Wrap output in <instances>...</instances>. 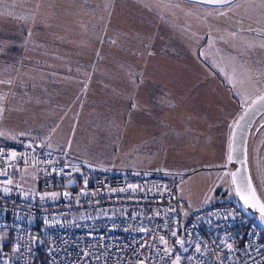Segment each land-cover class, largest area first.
<instances>
[{
    "label": "rangeland",
    "instance_id": "374dc122",
    "mask_svg": "<svg viewBox=\"0 0 264 264\" xmlns=\"http://www.w3.org/2000/svg\"><path fill=\"white\" fill-rule=\"evenodd\" d=\"M26 1L32 12L26 32L21 26L12 29L0 22V144H4L3 137L17 133L39 140L47 151L60 154L66 150L97 168L165 173L173 194L192 207L234 199L230 177L234 164L225 160L223 152L228 151L232 126L240 113L264 91V0H236L223 7L183 0ZM43 19L48 27L41 24ZM157 25L164 30H157ZM5 37L10 43L7 49L2 46ZM161 38L169 42L157 44ZM37 40L45 42L54 55L37 58ZM154 50L167 51L154 54ZM116 58H156L161 73L168 77V103L173 105L167 115L172 125L165 137L169 140L151 145L149 152L143 143L120 132L133 129L134 110L139 106L130 104L131 92L119 91L115 74L104 73V66L116 65ZM167 58L184 62L172 63ZM29 66L34 71L29 72ZM71 67L84 69L78 89L74 83L71 90L65 87V79L76 70ZM209 71L218 86L211 81L205 84ZM46 72L53 73L56 86H62L60 94L44 98L41 105L36 99L28 101L26 94L32 89L27 84L42 85ZM24 74L26 83L30 82L19 89L15 87L18 76L24 78ZM42 86L40 93L47 95L49 89ZM219 99H231L233 105L225 110ZM142 111L139 121L148 125L150 115ZM215 115L220 122L214 123ZM235 117L225 135L227 121ZM32 130L37 133L28 136ZM151 138L160 142L163 136ZM251 159L257 162V153ZM12 175V182L32 187L31 169H12ZM255 185L264 199V184L255 180ZM252 216L264 229V218ZM36 242H41L39 236ZM171 264H185L182 252Z\"/></svg>",
    "mask_w": 264,
    "mask_h": 264
},
{
    "label": "built area",
    "instance_id": "2783aa9c",
    "mask_svg": "<svg viewBox=\"0 0 264 264\" xmlns=\"http://www.w3.org/2000/svg\"><path fill=\"white\" fill-rule=\"evenodd\" d=\"M20 168L31 188L7 183ZM0 173V264H171L177 250L185 264H264V229L236 199L189 206L165 173L97 168L28 138L0 144Z\"/></svg>",
    "mask_w": 264,
    "mask_h": 264
},
{
    "label": "crops",
    "instance_id": "0c3cea01",
    "mask_svg": "<svg viewBox=\"0 0 264 264\" xmlns=\"http://www.w3.org/2000/svg\"><path fill=\"white\" fill-rule=\"evenodd\" d=\"M28 3L29 2L26 1L25 4L24 0H0V22L4 21L5 24L10 26L12 29H14L17 26H21L22 28H24V31L26 32L28 29V14L32 13L28 7L29 6ZM23 6L26 7L24 8ZM43 20L44 21L41 22V24L47 26L45 19ZM172 20L175 19L172 18ZM179 22L183 23L182 20H179ZM157 30L163 31L164 28L161 27L160 25H157ZM46 35H44L43 38H45ZM20 37L22 39L23 35L21 34ZM5 40H9V38L5 37L2 45L4 48L7 49V46H9L10 43ZM168 42L169 39H165V38H161V40L159 39L157 40V44L164 45L167 44ZM44 43L38 42L37 40V45L39 47L37 58H50V56L54 55L55 53V51L49 50L48 48L49 46H45ZM18 46H20V42H18ZM151 51H153V49H151ZM166 51L167 50H154V54L165 53ZM116 59H117L116 65L104 66V71H105L104 73L111 75L115 74L116 75L115 82H117V87L119 91L124 94L125 93L129 94V92H131L130 95L132 96L133 94L134 100L130 101V104L131 105L135 104V108L139 106L138 111L136 109L134 110L135 111L134 114L136 115L134 119L136 120V122L132 124L133 129L127 132L125 131V129H123L120 132L123 137L132 140L135 143H143L142 144L143 149L149 152L151 150L150 147L151 145L167 142L169 140L168 137L166 138L167 140L165 139V137L167 136V129L170 130V127H172V125L167 115H169V112L173 110L172 109L173 105L168 103L169 93H170L169 88H167L168 77L165 76V74L161 73L160 70L161 66L157 65V63L160 61H158L156 58H148V59L116 58ZM167 59L170 60L172 63H175V61L178 64L184 62L183 58H167ZM40 61L44 62L43 60ZM110 63H114V61H111ZM73 68L76 69L74 72L78 71V68L75 67ZM73 68L71 67V70H74ZM69 69L70 67H68V70ZM208 74L209 76L205 79L207 80L205 84L209 85V82L211 81L212 84L218 86L219 84L218 82H216L215 76L212 75L211 72ZM128 79H129V83H126V80ZM223 84L225 85V83ZM218 101H220V99ZM231 102H232L231 99L230 101L226 99L220 101V103H222L221 105L224 107L225 110H229L228 107L233 105L231 104ZM215 105H219V104H215ZM140 110H143L142 112L145 113L146 115H148L149 113L150 116L147 117L148 125L144 123H140L139 121ZM214 117H215L214 123L221 121L220 116L215 115ZM204 118L205 117H203V119ZM236 118L237 117H235L234 119H229L227 121L228 125L225 124L226 125L225 135L229 134V130H230L229 124L232 123L234 120H236ZM199 119L201 118L199 117ZM207 122H210V120H208ZM216 126L219 127V123ZM221 132H224V130H221ZM153 135L156 136L161 135L163 136V139H161L160 142L154 141L151 138ZM223 156H226L225 160L227 161V159L229 158V148L227 152H223ZM141 158L143 157H140V160H142ZM117 171H131V170L129 169V170H117ZM134 171H140V170H134Z\"/></svg>",
    "mask_w": 264,
    "mask_h": 264
},
{
    "label": "water",
    "instance_id": "95a60500",
    "mask_svg": "<svg viewBox=\"0 0 264 264\" xmlns=\"http://www.w3.org/2000/svg\"><path fill=\"white\" fill-rule=\"evenodd\" d=\"M191 3L201 4L210 7H223L232 4L236 0H227L226 3H209L208 0H183ZM264 96V91L252 100L240 113L237 120L232 126L229 143V159L230 163H233V169L230 170L231 183L234 192V199H236L248 212L254 215H260L259 205L256 207H249L245 204L241 196L248 199L249 204L255 203L256 200L260 204H264L259 196L255 184L250 172L249 160H248V142L251 130L254 126L256 119L264 113V101H261L259 97ZM255 101V103H253ZM264 124V121L260 124ZM37 146L40 143H35ZM235 178V183L233 182ZM249 185L248 190H241V185ZM240 190V194L237 191ZM253 192L255 193V200L253 199ZM261 216V215H260ZM35 235V232H34ZM35 237H33V241ZM35 253H33V256Z\"/></svg>",
    "mask_w": 264,
    "mask_h": 264
},
{
    "label": "trees",
    "instance_id": "16d2710c",
    "mask_svg": "<svg viewBox=\"0 0 264 264\" xmlns=\"http://www.w3.org/2000/svg\"><path fill=\"white\" fill-rule=\"evenodd\" d=\"M13 64V63H12ZM47 64V63H46ZM14 65V64H13ZM19 65V64H18ZM34 66V65H33ZM36 66H38V65H36ZM28 71L30 72V71H34V69H33V67L32 66H29V69H28ZM36 71H39V70H36ZM83 71H84V69L81 67H79L78 68V71H76V72H72V74L70 75L71 77L70 78H67V79H65V87H69V89H70V86H71V84H73L74 83V86H75V88L76 89H78V87L76 86V84H78V81H79V79H81V78H84V73H83ZM46 74V76H44L42 79H41V82H42V85H46L45 87H47L49 90H48V94L46 95V94H42V93H40V89L42 90V89H44V87L41 85V84H37L36 85V87H32V85H33V82H30L29 80L27 81V83H29L30 82V85H28L27 83H26V78H25V74H24V78H22V77H20V76H18L20 79H18V83H17V85L15 86V87H17V88H23V87H25L26 86V84H27V86H29V87H27L28 89H32L31 90V92H28L27 94H26V96L29 98V100L28 101H33V99H36L37 100V102H38V105H41L40 104V102H44V98H47V97H49L50 95H58V94H60V92H61V89H59V88H61L62 86H60L59 84L56 86L55 85V82L53 81V78L51 77L52 76V74L53 73H48V72H46L45 73ZM48 76V77H47ZM22 78V79H21ZM29 79V78H28ZM40 79V78H39ZM31 81H33V80H31ZM58 81V80H57ZM47 83V84H46ZM60 86V87H59ZM52 92H51V91ZM71 90V89H70ZM55 91L57 92V93H55ZM30 94L31 95H33V97H31L30 96ZM41 97H42V99H41ZM264 121V113L262 114V115H260L257 119H256V121H255V123H254V126H253V128H252V130H251V133H250V136H249V142H248V160H249V166H250V172H251V175H252V178L254 179L255 178V180H257V183H258V185L260 184V182H261V184H262V186H263V184H264V124L261 126L260 124L262 123ZM260 125V129H259V131L257 132V133H255L254 134V131H255V128L257 127V126H259ZM1 130V129H0ZM37 132H35L34 133V131L32 130L31 132H29L28 133V136H30L31 134H36ZM3 133L1 132L0 133V136L2 135ZM24 135V134H23ZM25 135H26V131H25ZM31 137V138H30ZM30 137H27L28 139L30 138L31 140L32 139H34L32 136H30ZM2 138V137H1ZM3 138H6V139H3ZM1 140L3 141L2 143H4L3 145H15V146H19L20 144H21V142L25 139V138H21V136L20 135H18L17 133L15 134V135H13L12 137H10V138H7V137H3ZM34 141V143H37V142H40L39 140H33ZM251 145H253V149L251 150L250 148H251ZM260 151V152H259ZM256 153H257V158H258V161L257 162H255V163H253V161H252V159H251V156L253 155H256ZM131 171H134V170H132V169H130ZM255 180H254V183H255ZM66 184H68V185H66ZM65 186V188H68L70 185H71V181H64V182H62V181H56L55 183H54V188H56V189H60V188H62V186ZM263 188V187H262ZM35 229H38V226L37 227H35ZM37 236H39V234H37ZM4 247V245L2 246V245H0V248H3ZM38 247V245H36V249H38L37 248Z\"/></svg>",
    "mask_w": 264,
    "mask_h": 264
},
{
    "label": "snow or ice",
    "instance_id": "6c2138e0",
    "mask_svg": "<svg viewBox=\"0 0 264 264\" xmlns=\"http://www.w3.org/2000/svg\"><path fill=\"white\" fill-rule=\"evenodd\" d=\"M208 2H209V3H226L227 0H208ZM259 99H260L261 101H264V96L259 97ZM253 103H255V101H254ZM11 156H12L13 158H15V157H16V153H15V152H12V153H11ZM229 159H231V157H229ZM61 171H63V169H61ZM0 175H4V173H0ZM233 182L235 183V178H234V181H233ZM7 183H8V184H11L12 181H11V180H8ZM86 183H87V182H85V184H86ZM130 187H134V186H130ZM248 187H249V185H247V184H242V185H241V190L247 191V190H248ZM3 191H4L5 193H7V192L9 191V189H8V188H4ZM121 191H124V189H121ZM237 194H238V195L240 194V190L237 191ZM56 195H57L56 193H51V196H52L53 198L56 197ZM64 195H65V196H68L69 194H68V193H64ZM41 198L43 199L44 197H41ZM241 199H243L244 202H245V204H247L249 207H256L257 204H258V205H259V212H260V215H261L262 218H264V204H260L258 200H256L255 203L249 204L248 199L245 198L244 196H241ZM253 199L255 200V193H254V192H253ZM140 231L144 232V231H147V229L141 228ZM172 234H173L174 236L176 235L175 232H173ZM160 239H161V241H163L165 244L167 243V241L164 239L163 236H161ZM177 243H180V241H177ZM18 250H19L18 248L14 249V251H18ZM165 251H167V249H165ZM197 251H199V248H197ZM177 260H179V257H177Z\"/></svg>",
    "mask_w": 264,
    "mask_h": 264
},
{
    "label": "flooded vegetation",
    "instance_id": "af4514ba",
    "mask_svg": "<svg viewBox=\"0 0 264 264\" xmlns=\"http://www.w3.org/2000/svg\"><path fill=\"white\" fill-rule=\"evenodd\" d=\"M260 128H261L260 125L257 126V127L255 128L254 134L257 133V132L259 131ZM252 179H253V178H252ZM253 182H254V179H253ZM254 184H255V183H254ZM255 187H256V189H257V186H256V185H255ZM257 192H258L259 196L261 197L262 201L264 202V199H263V197L260 195L258 189H257Z\"/></svg>",
    "mask_w": 264,
    "mask_h": 264
},
{
    "label": "bare ground",
    "instance_id": "6f19581e",
    "mask_svg": "<svg viewBox=\"0 0 264 264\" xmlns=\"http://www.w3.org/2000/svg\"><path fill=\"white\" fill-rule=\"evenodd\" d=\"M176 252H177V253H180V251H178V250H177Z\"/></svg>",
    "mask_w": 264,
    "mask_h": 264
}]
</instances>
